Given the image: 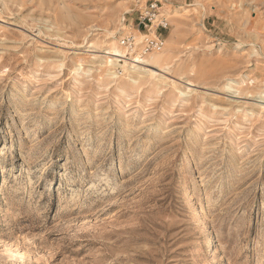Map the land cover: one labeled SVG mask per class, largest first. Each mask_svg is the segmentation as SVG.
Listing matches in <instances>:
<instances>
[{
    "label": "rangeland",
    "instance_id": "rangeland-1",
    "mask_svg": "<svg viewBox=\"0 0 264 264\" xmlns=\"http://www.w3.org/2000/svg\"><path fill=\"white\" fill-rule=\"evenodd\" d=\"M165 2L0 0V264H264V0Z\"/></svg>",
    "mask_w": 264,
    "mask_h": 264
},
{
    "label": "bare ground",
    "instance_id": "bare-ground-1",
    "mask_svg": "<svg viewBox=\"0 0 264 264\" xmlns=\"http://www.w3.org/2000/svg\"><path fill=\"white\" fill-rule=\"evenodd\" d=\"M165 1L166 0H163V2H165ZM165 13L166 14H162L161 16L158 17L159 18L158 20L153 22L154 26L152 27L151 32H153V30L155 29V27L158 23L163 22L165 20L164 18H166L168 15H171L173 13V11L171 10V6H169V5L166 6ZM125 31H128V29L126 28ZM152 35H153V33H152ZM154 35H155V32H154ZM107 38H108L107 40L109 41V43H107L106 48L103 49L104 50L103 51V55H104L103 57L104 58L99 60V64H100V67L107 69V73L110 74L111 76H115L116 75V72H115L116 68L120 67L121 63H124V65H122V68L126 72V74L129 76L130 74L134 73L135 77L134 76L133 77L135 78V82H140V81H142L141 72H140V70H142L141 66L152 65V66H156V67L160 68L164 63H166V61L170 57V55H168L169 51H168V49H166L164 52H159L157 54H153V55L149 56L147 59H142L139 56L140 54L133 57V55H134L133 53H132L133 54L132 58L128 59L126 56L127 50L125 48L120 47V45L118 43L120 41V39L117 36V33L107 32ZM136 45H137V43H136ZM87 51L88 52H86V53L92 54V52H90L89 50H87ZM80 68H81V66H80ZM154 76H155V74L153 72H149L148 77L153 78ZM82 108H83V106H81L80 109H82ZM188 190H189V188L186 189V191H188ZM189 199H192V200L189 201ZM189 199L186 201V205H185V207H188V208H192V207L196 206L197 202L199 201V198L197 195H193ZM201 235L203 236L202 245L204 247L211 248V245H212L211 230L207 224L204 225V227L201 231Z\"/></svg>",
    "mask_w": 264,
    "mask_h": 264
},
{
    "label": "built area",
    "instance_id": "built-area-1",
    "mask_svg": "<svg viewBox=\"0 0 264 264\" xmlns=\"http://www.w3.org/2000/svg\"><path fill=\"white\" fill-rule=\"evenodd\" d=\"M159 11H160V8H159L158 3H153L149 7L145 5L143 7V9L139 12V14H140L139 20L141 22L140 25H144L147 27L146 22L151 23V22L158 20L159 19L158 18L159 17V14H158ZM152 19H154V21H152ZM165 23H166L165 21L160 22L158 26H162V27L166 28ZM158 26H157V28H158ZM150 32H151V30H150ZM154 32H155V35L151 39H149L148 36L143 35L144 36V39L142 41L143 43L142 42L140 43V44H142V46L144 45L143 51L161 52L163 50L164 42L161 41V35H159V37H158L156 35V30H154ZM121 46H123L127 51L135 52V50H137L135 48V47H137V45H136L135 39L133 37H128V38L122 40Z\"/></svg>",
    "mask_w": 264,
    "mask_h": 264
}]
</instances>
